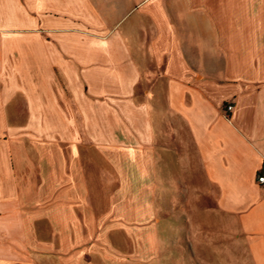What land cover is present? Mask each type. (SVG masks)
Segmentation results:
<instances>
[{
	"label": "crops",
	"instance_id": "1",
	"mask_svg": "<svg viewBox=\"0 0 264 264\" xmlns=\"http://www.w3.org/2000/svg\"><path fill=\"white\" fill-rule=\"evenodd\" d=\"M260 175L264 0H0V264H264Z\"/></svg>",
	"mask_w": 264,
	"mask_h": 264
},
{
	"label": "rangeland",
	"instance_id": "2",
	"mask_svg": "<svg viewBox=\"0 0 264 264\" xmlns=\"http://www.w3.org/2000/svg\"><path fill=\"white\" fill-rule=\"evenodd\" d=\"M181 246L186 252H190V248L186 240H181ZM138 249L139 247H133V251L138 250ZM104 258L106 257L104 255H101V256H93L92 258H89V259L92 261V264H116V263H111V262L109 263L107 261H104L105 260ZM191 263L194 264L195 263L194 260L191 259ZM124 264H145V263H141L140 260L135 259L134 257H128V258L126 257V262ZM196 264H199V263L196 262Z\"/></svg>",
	"mask_w": 264,
	"mask_h": 264
},
{
	"label": "built area",
	"instance_id": "3",
	"mask_svg": "<svg viewBox=\"0 0 264 264\" xmlns=\"http://www.w3.org/2000/svg\"><path fill=\"white\" fill-rule=\"evenodd\" d=\"M233 108H234V107H233L232 104L227 105V107H226V109H225L226 114L228 115L229 113H231L232 110H233ZM258 181H259V183H261L262 185H264V176H263V175H260V176L258 177Z\"/></svg>",
	"mask_w": 264,
	"mask_h": 264
}]
</instances>
